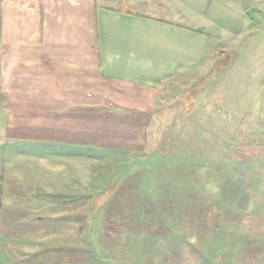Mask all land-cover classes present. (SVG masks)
I'll return each mask as SVG.
<instances>
[{
	"label": "rangeland",
	"instance_id": "374dc122",
	"mask_svg": "<svg viewBox=\"0 0 264 264\" xmlns=\"http://www.w3.org/2000/svg\"><path fill=\"white\" fill-rule=\"evenodd\" d=\"M251 15L165 89L146 151L75 159L0 114V264H264V0Z\"/></svg>",
	"mask_w": 264,
	"mask_h": 264
},
{
	"label": "crops",
	"instance_id": "0c3cea01",
	"mask_svg": "<svg viewBox=\"0 0 264 264\" xmlns=\"http://www.w3.org/2000/svg\"><path fill=\"white\" fill-rule=\"evenodd\" d=\"M108 1L0 0V114L13 132L38 127L34 139L75 159L146 151L165 89L205 70L216 38L244 34L258 0Z\"/></svg>",
	"mask_w": 264,
	"mask_h": 264
}]
</instances>
